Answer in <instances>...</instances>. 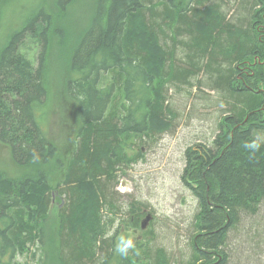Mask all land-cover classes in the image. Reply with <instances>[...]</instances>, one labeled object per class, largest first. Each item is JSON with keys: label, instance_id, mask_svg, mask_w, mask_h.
Returning a JSON list of instances; mask_svg holds the SVG:
<instances>
[{"label": "trees", "instance_id": "trees-1", "mask_svg": "<svg viewBox=\"0 0 264 264\" xmlns=\"http://www.w3.org/2000/svg\"><path fill=\"white\" fill-rule=\"evenodd\" d=\"M63 1L59 12L71 2ZM7 2L0 0V15ZM263 16L264 0L96 2L65 84L79 126L64 184L55 188L64 196L58 246L52 253L42 244L36 264L52 258L60 264H232L234 258L264 264ZM51 18L50 11L31 15L0 50V145L39 174L22 183L0 173L6 190L0 189V264H13L24 238L43 242L51 188L44 168L55 159L41 122L42 107L50 113L43 55L54 31ZM28 36L38 45L36 66L19 52ZM174 98L180 106L172 104ZM208 108L218 116L211 147H189L183 156L180 180L197 209L187 254L176 261L154 242L155 235L136 240L146 207L123 212L113 189L117 170L150 150L177 120ZM254 139L261 147L252 155L244 144ZM38 190L43 192L36 200ZM85 202L90 204L83 220ZM104 209L120 216L110 236L99 224ZM121 235L136 245L126 258L114 251ZM234 241L241 250L228 248Z\"/></svg>", "mask_w": 264, "mask_h": 264}, {"label": "rangeland", "instance_id": "rangeland-1", "mask_svg": "<svg viewBox=\"0 0 264 264\" xmlns=\"http://www.w3.org/2000/svg\"><path fill=\"white\" fill-rule=\"evenodd\" d=\"M60 1L64 2L63 0H9L2 8L0 15V50L12 35L22 30L26 20L40 10L46 13L51 12V29H54L46 41V52L43 55V63L47 69L50 113L48 115V107L43 106L41 122L46 121L44 129L55 150V159L44 168L45 178L50 182L51 188L47 191L50 198L49 204L42 214L44 232L41 240L43 242L40 243L38 238L35 240L24 238L18 244L19 250L13 264H36L39 253H42V244L46 252L48 249L52 253H56V246H58L57 232L58 227L61 228L62 214L59 216L57 213L60 201L56 197L55 188L64 184L66 168L72 162L73 141L79 126V117L74 104L67 99L65 84L72 77L70 60L90 25L98 0H71L64 11L59 12L57 4ZM259 26L263 25L259 24ZM19 52L36 66L39 50L30 36L24 39ZM176 101L180 102V99L174 98L172 104H176L175 107L180 106ZM214 112H217V109L208 108L207 111L201 112L197 110L195 114H192L193 119L177 120L170 131L160 135L158 142L150 150L143 149L138 155L139 159L129 163L124 170H117V183L113 192L122 211L128 212L130 209H135L137 204H143L146 207V212L142 211L144 215L139 219L141 230L138 231L136 240L143 242L147 236L150 241L155 235L154 242L156 241V244L164 249L168 257L176 261H179L180 254H187V231L197 209L195 198L180 180L184 167V152L189 147L200 145L211 147L217 134L218 116ZM37 171L41 172L42 169ZM0 173L10 180L15 179L22 183L26 179L39 175L36 170L13 158L10 151H6L1 145ZM0 189L6 191L3 185ZM42 192L38 190L33 198L39 200ZM89 204L85 202L79 211L83 220L88 217L84 209ZM101 213L102 215L98 216L101 220L99 224L110 236L119 226L120 216L117 215L115 218L106 209ZM147 218L148 222H146ZM82 221L81 225H83ZM96 225L97 223L94 222V226ZM90 226H93V223ZM229 247L231 251L234 248L237 252L242 249V243L234 241ZM232 253L230 254L233 259ZM248 255L245 254L240 259L245 261ZM232 259L231 262H233ZM58 262L57 259L52 258V261L49 260L47 264H60ZM232 264H238L236 258Z\"/></svg>", "mask_w": 264, "mask_h": 264}, {"label": "clouds", "instance_id": "clouds-1", "mask_svg": "<svg viewBox=\"0 0 264 264\" xmlns=\"http://www.w3.org/2000/svg\"><path fill=\"white\" fill-rule=\"evenodd\" d=\"M244 147L249 150L250 154L254 155L260 149L261 143L254 139L246 142ZM130 250L136 251V245L133 238L121 235L118 242L115 244V253L126 258Z\"/></svg>", "mask_w": 264, "mask_h": 264}, {"label": "flooded vegetation", "instance_id": "flooded-vegetation-1", "mask_svg": "<svg viewBox=\"0 0 264 264\" xmlns=\"http://www.w3.org/2000/svg\"><path fill=\"white\" fill-rule=\"evenodd\" d=\"M53 196V195H52ZM56 197L59 199L60 203H59V208L61 207H64V196L62 195L61 197L57 196L56 194Z\"/></svg>", "mask_w": 264, "mask_h": 264}, {"label": "water", "instance_id": "water-1", "mask_svg": "<svg viewBox=\"0 0 264 264\" xmlns=\"http://www.w3.org/2000/svg\"><path fill=\"white\" fill-rule=\"evenodd\" d=\"M146 222H148V218L146 219ZM144 225V224H143ZM144 227V226H143Z\"/></svg>", "mask_w": 264, "mask_h": 264}, {"label": "bare ground", "instance_id": "bare-ground-1", "mask_svg": "<svg viewBox=\"0 0 264 264\" xmlns=\"http://www.w3.org/2000/svg\"><path fill=\"white\" fill-rule=\"evenodd\" d=\"M144 225H142V228H143Z\"/></svg>", "mask_w": 264, "mask_h": 264}]
</instances>
